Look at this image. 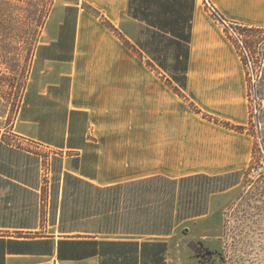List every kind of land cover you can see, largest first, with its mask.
Returning <instances> with one entry per match:
<instances>
[{
	"label": "crops",
	"instance_id": "0c3cea01",
	"mask_svg": "<svg viewBox=\"0 0 264 264\" xmlns=\"http://www.w3.org/2000/svg\"><path fill=\"white\" fill-rule=\"evenodd\" d=\"M210 2L264 28V0ZM247 89L200 0H55L0 130V264H202L251 148L197 107L244 126Z\"/></svg>",
	"mask_w": 264,
	"mask_h": 264
},
{
	"label": "rangeland",
	"instance_id": "374dc122",
	"mask_svg": "<svg viewBox=\"0 0 264 264\" xmlns=\"http://www.w3.org/2000/svg\"><path fill=\"white\" fill-rule=\"evenodd\" d=\"M54 3L55 0H0V130L11 129L9 124L29 83L42 29ZM223 31L241 59L248 87L239 120L245 114L249 119L241 125L245 130L239 132L229 127L239 126L237 123L197 109L202 117L219 125L218 129L234 130L235 135L249 140L251 154L247 166L233 175L235 187L221 200L217 236L208 240L213 250L206 249L201 241L199 252L207 257L202 264H264V28L239 26L237 36L229 35L224 28ZM8 108L9 117L3 120ZM50 157L57 158L42 152L44 182L52 168Z\"/></svg>",
	"mask_w": 264,
	"mask_h": 264
},
{
	"label": "built area",
	"instance_id": "2783aa9c",
	"mask_svg": "<svg viewBox=\"0 0 264 264\" xmlns=\"http://www.w3.org/2000/svg\"><path fill=\"white\" fill-rule=\"evenodd\" d=\"M200 2L207 9L210 15L222 25V27L225 29V31H227V33H229V35L237 36L236 27L243 25L227 20L223 16H221L216 8L211 4L210 0H200Z\"/></svg>",
	"mask_w": 264,
	"mask_h": 264
},
{
	"label": "trees",
	"instance_id": "16d2710c",
	"mask_svg": "<svg viewBox=\"0 0 264 264\" xmlns=\"http://www.w3.org/2000/svg\"><path fill=\"white\" fill-rule=\"evenodd\" d=\"M249 29H252V28H249ZM186 62L188 61V53L186 52V58H185ZM149 65V63H148ZM180 67H183L182 65H180ZM186 67V70H187V64L184 66ZM185 68H181V70H184ZM172 79L173 81L177 82V83H180L181 85H183L184 87L186 86L185 83H186V75L184 76H172ZM177 93H179L180 95H183L181 91H179L178 89H176ZM193 108L196 110V107L193 105ZM226 125H229V124H226ZM231 127V129H234L236 131H243L245 130V128L243 126H229ZM228 127V128H229ZM233 127V128H232ZM256 151V146L254 148V153Z\"/></svg>",
	"mask_w": 264,
	"mask_h": 264
},
{
	"label": "flooded vegetation",
	"instance_id": "af4514ba",
	"mask_svg": "<svg viewBox=\"0 0 264 264\" xmlns=\"http://www.w3.org/2000/svg\"><path fill=\"white\" fill-rule=\"evenodd\" d=\"M23 46H24V40H23Z\"/></svg>",
	"mask_w": 264,
	"mask_h": 264
}]
</instances>
